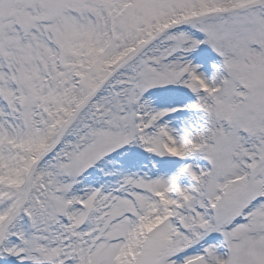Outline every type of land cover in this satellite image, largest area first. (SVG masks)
I'll return each instance as SVG.
<instances>
[{
    "label": "snow or ice",
    "instance_id": "obj_1",
    "mask_svg": "<svg viewBox=\"0 0 264 264\" xmlns=\"http://www.w3.org/2000/svg\"><path fill=\"white\" fill-rule=\"evenodd\" d=\"M0 264H264V0H0Z\"/></svg>",
    "mask_w": 264,
    "mask_h": 264
}]
</instances>
